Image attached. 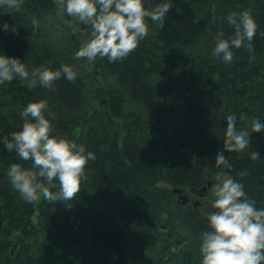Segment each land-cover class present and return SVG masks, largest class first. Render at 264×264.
Segmentation results:
<instances>
[{"label": "trees", "instance_id": "trees-1", "mask_svg": "<svg viewBox=\"0 0 264 264\" xmlns=\"http://www.w3.org/2000/svg\"><path fill=\"white\" fill-rule=\"evenodd\" d=\"M172 2L163 24L149 21L138 47L111 63L74 57L91 29L68 17L60 0H22L0 14V24L17 29L0 31L4 54L29 70L70 64L77 71L75 81L61 77L52 89L19 80L0 85V138L19 130L27 103L43 99L53 134L96 157L74 198L27 203L7 168L30 162L0 144V264H199L206 222L173 190L217 180L213 158L223 150L227 116L235 114L240 127L264 120V0ZM242 10L251 12L255 35L225 64L211 49L218 33L233 31L225 15ZM174 94L177 103L169 101ZM249 137L250 149L225 153L232 167L223 174L264 207V131ZM251 149L259 159H249Z\"/></svg>", "mask_w": 264, "mask_h": 264}, {"label": "clouds", "instance_id": "clouds-1", "mask_svg": "<svg viewBox=\"0 0 264 264\" xmlns=\"http://www.w3.org/2000/svg\"><path fill=\"white\" fill-rule=\"evenodd\" d=\"M22 0H0V14L12 13L21 7ZM63 12L78 24L90 27L91 38L75 52L77 59L93 61L107 58L108 62L129 56L148 35L149 21L163 24L173 7L172 0H60ZM225 22L233 28L225 37L222 32L215 37L211 54L223 63L233 60V49L247 48L256 25L249 10L229 12ZM34 25L36 21L32 22ZM0 31H17L15 24H0ZM75 81L77 71L70 64L52 69L45 66L30 70L18 57L0 51V85L14 80L25 82L29 89L37 86L52 89L61 79ZM46 100L27 103L20 116L23 123L9 138H0V144L8 152H14L20 161L10 163L7 178L21 198L31 203L41 196L49 203L68 201L80 191L85 179L86 165L94 160L95 153L82 144L53 134ZM50 115V114H49ZM246 119L239 116L240 121ZM264 131V120L252 118L245 127L237 124L235 114L226 117L223 126V150L213 158V167L219 169L218 182L213 185L214 211L206 214V228L199 234V264H264V207L248 197L244 185L223 169H231L225 153H244L250 149L249 132ZM249 159H259L250 150ZM238 176L246 175L241 171ZM58 184L56 190H50Z\"/></svg>", "mask_w": 264, "mask_h": 264}, {"label": "flooded vegetation", "instance_id": "flooded-vegetation-1", "mask_svg": "<svg viewBox=\"0 0 264 264\" xmlns=\"http://www.w3.org/2000/svg\"><path fill=\"white\" fill-rule=\"evenodd\" d=\"M218 180L209 181L204 187L197 189H182L181 195H186L189 199L185 204L179 203L182 206H189L197 215L200 216L202 220L206 222V214L208 212L214 211L211 207L212 199L210 195H214L213 185L217 183ZM203 189H206L205 191ZM177 200H178V194ZM210 203V204H209ZM257 206V205H256Z\"/></svg>", "mask_w": 264, "mask_h": 264}, {"label": "water", "instance_id": "water-1", "mask_svg": "<svg viewBox=\"0 0 264 264\" xmlns=\"http://www.w3.org/2000/svg\"><path fill=\"white\" fill-rule=\"evenodd\" d=\"M204 191L206 190V189H203ZM173 192L176 194H179L180 196H179V199H178V201L180 202V203H182V204H185L186 202H188V197L186 196V195H181V190H178V189H174L173 190Z\"/></svg>", "mask_w": 264, "mask_h": 264}, {"label": "rangeland", "instance_id": "rangeland-1", "mask_svg": "<svg viewBox=\"0 0 264 264\" xmlns=\"http://www.w3.org/2000/svg\"><path fill=\"white\" fill-rule=\"evenodd\" d=\"M170 102H175V103H177L178 102V97L174 94V95H172V97L170 98V100H169ZM210 199H214L215 197H214V195H210V197H209ZM211 203V202H210ZM209 203V204H210Z\"/></svg>", "mask_w": 264, "mask_h": 264}]
</instances>
